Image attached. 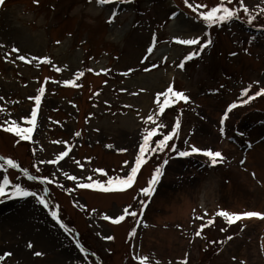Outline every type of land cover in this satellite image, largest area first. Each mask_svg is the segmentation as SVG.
<instances>
[{
  "label": "rangeland",
  "instance_id": "rangeland-1",
  "mask_svg": "<svg viewBox=\"0 0 264 264\" xmlns=\"http://www.w3.org/2000/svg\"><path fill=\"white\" fill-rule=\"evenodd\" d=\"M188 3L207 11L219 0ZM239 3L227 5L237 18L216 25L185 0L0 3V158L18 165L0 169V179L49 203L0 197V256L11 254L0 264H264V219L229 224L219 215L264 213V95H255L264 88V0H244L247 13ZM194 38L211 43H179ZM169 86L189 99L169 98L160 113L165 97H157ZM37 95L35 127L21 140L5 128L32 127ZM248 96L255 98L243 103ZM177 122L169 146L146 153L131 187L94 183L126 177L146 131L164 125L151 138L155 147ZM192 146L223 160L178 155ZM161 166L149 198L141 189ZM174 208L179 215L170 219ZM167 235L168 244L151 249Z\"/></svg>",
  "mask_w": 264,
  "mask_h": 264
},
{
  "label": "snow or ice",
  "instance_id": "snow-or-ice-1",
  "mask_svg": "<svg viewBox=\"0 0 264 264\" xmlns=\"http://www.w3.org/2000/svg\"><path fill=\"white\" fill-rule=\"evenodd\" d=\"M2 2H3V0H0V3H2ZM34 2H36V0H34ZM96 2L99 5H104V4L111 3L112 0H96ZM185 4L188 5V7L191 8L193 12H198L200 17L210 25H216V24L224 23V22L230 21L234 18H237L238 9L231 8V7L227 6V5L232 4V0H219V3L216 6L211 7L207 11H200V9L207 8L206 5L196 4L195 6H193L192 4L188 3V0H185ZM239 10H242L245 13H247L249 11L248 7L244 4V0H240ZM261 12H262V14H264V9H262ZM109 22H111V21H109ZM248 22L249 23L252 22L251 17L249 18ZM179 43L186 44V45H197V44H199L201 50H203L204 48H206L211 43V41H205V42L201 43L199 38H194V39L180 40ZM12 51L18 52L19 50L14 48ZM149 51H151V49H149ZM193 55H198V53H192L188 57H186V59H191ZM18 59L25 60L26 58L24 56L20 55V56H18ZM33 59L36 60V59H42V58L33 57ZM181 67H183V63L181 64ZM89 71H91V69H89ZM80 75H83V73H80ZM66 83H71V82L69 81ZM43 91H44L43 88L39 89V92L42 93ZM246 92H247V89L244 90L242 95H244V93H246ZM161 95L165 97V101H164V105H162L159 109L160 113H162L164 111V107L168 105V99L169 98H173L174 101H181L182 100L185 102H187L189 99L188 96L185 95L184 93H182L180 91H174L172 86H169L166 89L165 93L158 94L157 102H159V97ZM255 95L256 96L264 95V88H262L260 91H258ZM254 98H255V96H248L247 99L243 100V103L246 104ZM0 99H3V98L0 97ZM34 99L36 101V107H34L32 109L31 119L28 120V123L31 124L32 127L23 128V127H20L16 123V121H12L11 124L16 125L15 129H13V127H11V126L5 128L6 131H15V134L21 140H29L31 138V134L33 132V129L35 127L41 97L39 95H37ZM230 107H236V105L233 104ZM146 122L155 123L154 117L152 115H149L147 117ZM5 123L7 124L8 122L5 121ZM178 126L179 125L177 122V124L173 127V131L171 133L163 136L162 139L156 140L154 142L155 147H149L151 138L154 137L156 135L158 129L161 127H164V125L157 124L156 127H153L151 130L146 131V134L144 135L143 140L139 146V153L136 156L135 164H134V166H130L131 170L127 174V176L126 177L109 178L107 181V184L109 185V187H105L99 181H95L94 183H96V185L98 187L102 188V190H104V191L113 190L110 187L113 183V180L117 181L120 185H123L125 188L131 187L138 170L140 169L141 165L143 163H145L144 157H145L146 153L163 151L165 147H168L169 146L168 141L171 140L173 138V136L176 134V130H177ZM0 127H3V126L0 125ZM76 135L78 136L79 133H76ZM171 147L174 149L175 145H171ZM192 153H201V154L209 157L211 159V163L213 165H215L218 162L223 160L222 154L220 152L212 151L210 149L209 150H203V149L197 148L196 146L191 147V152H186V151L185 152H179L178 155L187 156V155H190ZM66 155H67V152L61 153V156H66ZM0 159L3 160V163H0V169H4L5 166L10 167V168H16L18 166L16 164V162L10 158H0ZM49 162L51 163L54 161H49ZM125 163L127 164V162H125ZM165 163H167V161H165ZM97 171H100V170H97ZM163 175H164V172L162 170V166L157 167L155 169L151 179L148 181V186L141 189V192L145 196L151 198L153 196V194L156 192L157 185L161 182V178ZM30 178L31 179H37V177H35V176H32ZM42 179L47 180V178H42ZM69 179L75 180L76 177L70 176ZM88 179L92 180V177H88ZM9 186H11L10 193L6 192V188H8ZM91 186H92L91 184H87V183H81L78 185V187H81V188H89ZM4 196H8V198L34 197L38 200L39 204L43 205L44 207L49 206V203L46 200L44 195H38L35 192L29 191L26 188L22 187L21 184H19V183L12 184V182L10 181L8 176H4L2 179H0V197H4ZM142 204H143V202H142ZM125 212H128V214L132 215V216L137 215L136 212H129L128 209H125ZM219 215L225 216L227 218V221L229 224L234 223V222L241 220L243 218L258 217V218L264 219V213H260V212H256V211H248V212H245L242 214H230L228 212H220ZM51 216L54 219H57L59 222V217H58V214L56 211H52ZM103 218L109 219V217H107V216H105ZM119 219H123V216H121ZM200 219H202V218H200ZM114 222H118V221H114ZM61 227H64V225L61 224ZM199 234L200 233L197 232V235H199ZM107 239H111V237H107ZM229 239H231V237H229ZM28 246L32 247V245L30 243ZM8 255H11V254L5 253L4 256H0V261L4 260L5 256H8ZM35 255L39 256V255H41V253L37 252V253H35ZM146 259L147 258H145V260ZM141 264H144V261H142Z\"/></svg>",
  "mask_w": 264,
  "mask_h": 264
},
{
  "label": "bare ground",
  "instance_id": "bare-ground-1",
  "mask_svg": "<svg viewBox=\"0 0 264 264\" xmlns=\"http://www.w3.org/2000/svg\"><path fill=\"white\" fill-rule=\"evenodd\" d=\"M167 198H170V195H168L167 196ZM162 204H165V202L164 203H162ZM166 207V205H164V208ZM176 208H174V209H172V212H171V215H170V219H173V218H175V217H177V214L179 215V213L177 212V209L175 210ZM249 210H245V211H243V212H248ZM170 234H173L172 232H169ZM142 236V235H141ZM140 236V237H141ZM165 237V239L164 240H162L160 243H157V242H155L152 246H151V249L152 248H157L158 246H159V248L160 249H162L161 247L163 246V245H165V244H168L167 243V241H168V238L167 237H170V235H167V236H164ZM139 244H140V246H142L143 244H145V240H144V238H143V236L139 239ZM157 250V249H156Z\"/></svg>",
  "mask_w": 264,
  "mask_h": 264
}]
</instances>
